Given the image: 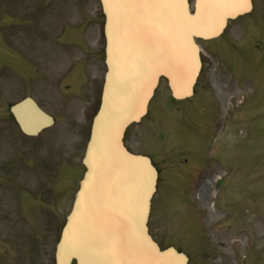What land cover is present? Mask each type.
Segmentation results:
<instances>
[{"label": "rangeland", "instance_id": "rangeland-1", "mask_svg": "<svg viewBox=\"0 0 264 264\" xmlns=\"http://www.w3.org/2000/svg\"><path fill=\"white\" fill-rule=\"evenodd\" d=\"M9 18H41L44 36L63 25V35L72 32L74 114L93 116L105 71L99 0H0V23ZM198 43L203 67L195 96L173 102L162 80L147 115L125 132L126 147L159 168L149 230L161 248L187 254L189 264H264V0H255L249 17L229 23L218 39ZM44 57L45 79L44 68L66 63L59 50ZM5 59L1 46V65ZM3 93L0 130L11 132L3 122ZM22 229L26 249L9 234L0 237V264L42 263L33 236Z\"/></svg>", "mask_w": 264, "mask_h": 264}, {"label": "water", "instance_id": "water-1", "mask_svg": "<svg viewBox=\"0 0 264 264\" xmlns=\"http://www.w3.org/2000/svg\"><path fill=\"white\" fill-rule=\"evenodd\" d=\"M106 74L83 164L85 173L64 226L56 264H187L160 250L146 226L157 173L146 156L123 146L126 128L146 113L161 78L172 98L192 95L200 70L196 39L219 36L251 0H100ZM34 133L46 115L24 103L13 108ZM36 116L39 124L33 123ZM42 120V123L41 121Z\"/></svg>", "mask_w": 264, "mask_h": 264}, {"label": "flooded vegetation", "instance_id": "flooded-vegetation-1", "mask_svg": "<svg viewBox=\"0 0 264 264\" xmlns=\"http://www.w3.org/2000/svg\"><path fill=\"white\" fill-rule=\"evenodd\" d=\"M42 23L41 18H9L0 30L6 55L0 64L3 122L13 128L11 132L0 130V237L9 234L26 249L22 226L30 225L31 231L26 230L33 236V249L43 256L40 264H52V252L74 204L77 176L84 171L76 155L84 149L91 119L88 113L86 118L74 114L73 35L64 37L62 28L56 35L51 31L44 36L47 29ZM52 50L64 54L66 63L44 68L47 80L44 56ZM19 102L40 107L52 123L26 133L11 109ZM29 118L35 120L30 127L39 124L36 116Z\"/></svg>", "mask_w": 264, "mask_h": 264}, {"label": "bare ground", "instance_id": "bare-ground-1", "mask_svg": "<svg viewBox=\"0 0 264 264\" xmlns=\"http://www.w3.org/2000/svg\"><path fill=\"white\" fill-rule=\"evenodd\" d=\"M222 93L225 94L224 91H222ZM238 93H240V89H239V90L237 89L236 94H238ZM225 107H226V106H225ZM209 191H210V190H209L208 188H205L204 190L201 191L202 196L205 198V199H204V202L207 201V195L210 193Z\"/></svg>", "mask_w": 264, "mask_h": 264}]
</instances>
